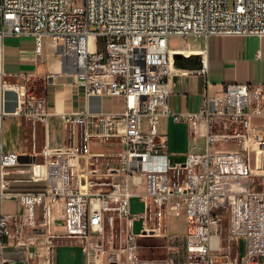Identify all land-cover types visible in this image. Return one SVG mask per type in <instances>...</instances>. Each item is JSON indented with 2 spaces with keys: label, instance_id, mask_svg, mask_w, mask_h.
<instances>
[{
  "label": "built area",
  "instance_id": "1",
  "mask_svg": "<svg viewBox=\"0 0 264 264\" xmlns=\"http://www.w3.org/2000/svg\"><path fill=\"white\" fill-rule=\"evenodd\" d=\"M244 34L264 35V0H236L232 8L229 0H0V264H53L59 235L52 233L48 203L59 199L66 202L64 236H98L93 262L84 247L86 264L150 263L138 256V239L164 235L163 208L186 216L188 231L179 249L170 246L177 254L153 264H264V83H228L208 92L195 112H174L169 104L177 53L171 36ZM11 37L33 38L38 56L49 38L88 96L124 102L121 112L62 115L71 142L45 148L43 162L29 163L32 180L47 187L17 194L26 209L21 215L2 211L3 175L21 163L18 153L3 149L6 92L18 93L15 114L33 123H47L50 112L47 96L31 97L26 83L6 79ZM165 116L186 121L191 131L203 125L207 151L172 161L160 132ZM221 124L237 126L236 132L217 131ZM115 138L120 152L92 151L93 142ZM230 138L236 148H218ZM133 196L145 205L139 214L132 212ZM153 209L159 222L151 226ZM137 217L143 220L139 233L133 230ZM116 219L123 222L124 243L106 248V225L114 228ZM6 238L33 247L34 259L10 263Z\"/></svg>",
  "mask_w": 264,
  "mask_h": 264
},
{
  "label": "crops",
  "instance_id": "2",
  "mask_svg": "<svg viewBox=\"0 0 264 264\" xmlns=\"http://www.w3.org/2000/svg\"><path fill=\"white\" fill-rule=\"evenodd\" d=\"M172 37L175 36H171L170 39ZM182 38L185 40V45L182 47L171 46L170 43V47L177 52L175 54H181L178 59L173 56V72L170 76L169 104L174 112L198 111L208 92L212 94L219 92L228 83H264V35H190L187 38ZM44 46L43 54L38 56L35 53L33 38L11 37L6 40V76L13 82L26 83L29 86L28 91L31 97H48L47 108L50 112L48 122L33 123L24 115L15 114L20 103L18 93L13 89L6 92L8 115L3 126V139L4 130L11 132L16 141L14 148L9 152L30 155L33 160H38V156L42 153L37 152L40 136L47 149L70 144V128L63 123L62 115L64 113L85 109L94 112H121L124 109L122 98L88 96L85 89L77 83L76 76L66 70L62 57L49 38L45 39ZM160 132L167 137V151L174 162L184 161L189 152L205 153L208 149L206 128L203 125L199 126L196 131H191L186 121H175L172 116H165L160 124ZM30 137L33 139L31 146ZM121 150L122 144L118 138L107 143H92V151L95 153L120 152ZM19 165L28 166L30 171L27 161H23ZM38 184L35 183L36 186ZM45 186L47 187V185ZM34 188L39 189L35 186ZM140 190H142V186L138 189V191ZM37 191L41 190L21 191L5 188L2 211L8 197H17L21 203L17 195L19 192ZM135 197L138 196L132 197L131 207ZM169 213L171 212L169 211ZM4 214L15 213L5 212ZM183 217L185 226L182 229L174 228L172 232H186L187 234L188 219L186 216ZM5 243L7 247L4 255L10 263L23 261L26 258L34 259L33 247L27 249L25 246H18L13 239L8 238L5 239ZM96 243L93 240L88 243L89 258L92 262L94 261ZM81 253L84 258L83 262L67 261L63 263L59 257L58 264H86L87 254L84 246Z\"/></svg>",
  "mask_w": 264,
  "mask_h": 264
},
{
  "label": "rangeland",
  "instance_id": "3",
  "mask_svg": "<svg viewBox=\"0 0 264 264\" xmlns=\"http://www.w3.org/2000/svg\"><path fill=\"white\" fill-rule=\"evenodd\" d=\"M236 0H229V6L232 8L234 2ZM92 30H95L96 27L92 26ZM171 46L182 47L185 45V40L182 37L175 36L170 39ZM45 45V42H44ZM45 48V46H44ZM59 53V52H58ZM6 79L10 84H15L8 76ZM228 124H221L217 131L220 132H228L234 133L236 132L235 125H232L231 128H228ZM15 138L11 132L4 130V150L5 152H9L15 145ZM33 139L30 137L29 143L30 146L32 144ZM237 139L230 138L224 139L221 142H218V148L220 149H234L237 147ZM44 143L42 142L41 136L38 138L37 144V152H42L38 156V162L44 161ZM26 161L30 163L33 161L30 155L27 156ZM29 179H32L31 172L26 165H17L14 167H10L6 169V172L3 175L2 181L5 185V188L8 190H21V191H33V190H41L43 191L46 188V182L41 180L39 182H33ZM43 182V183H42ZM35 183H39L37 187ZM39 189H35L34 186ZM42 188V189H41ZM45 190V189H44ZM48 206L51 207V213L48 216L51 224H52V232L59 234L57 238H55V247L52 250V260L53 264H58V259L61 257L63 263L65 262H83L84 258L82 255V247L87 246L89 241H98V236L94 234H89L88 237H68L63 236L65 234L64 224H65V208L66 202L64 199H59L57 203H48ZM145 208L144 203L140 200V198L135 197L132 200V212L134 214H139ZM39 216L42 220H45V207L44 204L39 209ZM3 212H11L20 215L21 213H25L26 209L23 204H21L17 197H8V200L3 205ZM152 215L150 218L149 224L151 226L158 225L159 216L157 209H153L151 211ZM162 222H163V231L164 235L160 236H147L140 237L138 239V243L141 247L138 249V256L150 263H155V260L165 259L170 256L172 253L175 255L177 251H173L170 249V246L176 245L179 249L180 245L183 243L185 238V233H177L172 232V229H182L185 226V218L183 216L177 217L169 213L167 208H163L162 210ZM123 222L120 219H116L114 223V228H112V224L108 222L106 225V230L104 232V244L105 247L108 248L113 243L115 247H121L124 243L125 234L122 232ZM143 227V220L138 218L134 222L133 230L136 233H139ZM112 242V243H111ZM234 246V243H233Z\"/></svg>",
  "mask_w": 264,
  "mask_h": 264
},
{
  "label": "water",
  "instance_id": "4",
  "mask_svg": "<svg viewBox=\"0 0 264 264\" xmlns=\"http://www.w3.org/2000/svg\"><path fill=\"white\" fill-rule=\"evenodd\" d=\"M180 57H181V54H174V58L175 59H178ZM26 158H27V155H20L19 156V159H20L21 162L26 161Z\"/></svg>",
  "mask_w": 264,
  "mask_h": 264
}]
</instances>
